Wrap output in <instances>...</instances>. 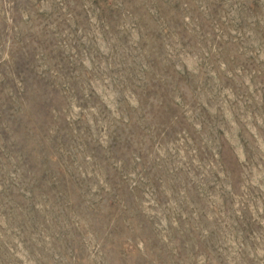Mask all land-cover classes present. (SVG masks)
<instances>
[{"label": "rangeland", "instance_id": "rangeland-1", "mask_svg": "<svg viewBox=\"0 0 264 264\" xmlns=\"http://www.w3.org/2000/svg\"><path fill=\"white\" fill-rule=\"evenodd\" d=\"M0 264H264V0H0Z\"/></svg>", "mask_w": 264, "mask_h": 264}]
</instances>
